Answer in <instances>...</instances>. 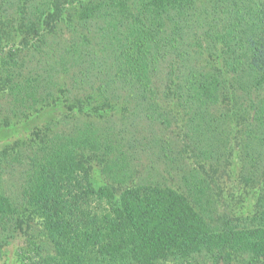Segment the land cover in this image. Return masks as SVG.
<instances>
[{"label":"trees","instance_id":"1","mask_svg":"<svg viewBox=\"0 0 264 264\" xmlns=\"http://www.w3.org/2000/svg\"><path fill=\"white\" fill-rule=\"evenodd\" d=\"M60 1L0 0L6 121L47 119L35 148L0 153V258L25 206L54 252L35 264L264 259V195L217 225L195 176L188 195L134 183L140 155L173 159L178 128L218 166L242 146L245 179L264 184V0Z\"/></svg>","mask_w":264,"mask_h":264},{"label":"rangeland","instance_id":"2","mask_svg":"<svg viewBox=\"0 0 264 264\" xmlns=\"http://www.w3.org/2000/svg\"><path fill=\"white\" fill-rule=\"evenodd\" d=\"M38 2L40 3V0ZM64 2L65 0L60 1L61 4ZM27 4L32 11L30 1ZM260 12L259 10L255 11V15L260 14ZM1 13L5 16L3 12ZM2 55L0 49V61ZM223 61H225L224 57L218 60L220 67L224 63ZM5 102L6 99L0 92V153L4 150L9 151L16 146H18L16 148L22 150L26 147L28 149L35 148V145L40 142L36 134H39L45 128L47 124L46 117H34L29 122L13 120V122L10 121L11 124L10 122L7 123ZM120 115L122 114L117 113L114 117ZM181 120L183 121L182 118ZM237 126L236 128L239 131L235 132L233 136L237 138L239 146L241 144L240 140L244 139L246 133L245 125ZM144 129L149 130L145 127ZM173 132L174 141L171 142V144L175 142L172 146L175 150L172 155L173 159L159 158L153 153L140 155V161L135 163L137 164V173L134 175V183H142L147 180L156 181L171 186L179 193L188 195L190 188L186 187V181H193V176H195L199 189L202 188L209 196V201L212 204L209 210L213 212L208 214L212 219L211 221L217 225H220L224 219L236 223L257 210L260 199L264 195V184H257L254 180L245 179L246 170L241 167L240 163L244 161L242 146L236 148L228 161L218 166L214 162H210V158L207 159L206 154L194 142L190 143V140L186 139L189 137L182 135L180 129L175 128ZM85 157L87 163L91 165L93 176L97 179H95V183L97 185L106 183L107 180L103 174L104 164L93 154H86ZM4 177L9 178V175H3ZM14 179L18 181L19 178L15 176ZM262 180L264 182V177ZM17 181H14L16 187L18 186ZM21 215L23 223L17 227L14 239L5 248L4 256L0 258V264H35L48 256L54 255L53 247L48 244V238L43 231L40 220L32 215L25 206L21 208ZM32 243H37L40 246H33ZM231 255L232 259L230 261L217 264H264V259L253 258L249 254L232 252ZM163 264L214 263L208 257L201 256L191 260L171 259Z\"/></svg>","mask_w":264,"mask_h":264}]
</instances>
